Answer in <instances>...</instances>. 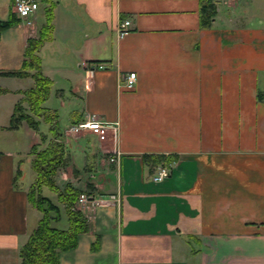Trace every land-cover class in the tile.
<instances>
[{
	"label": "crops",
	"instance_id": "obj_1",
	"mask_svg": "<svg viewBox=\"0 0 264 264\" xmlns=\"http://www.w3.org/2000/svg\"><path fill=\"white\" fill-rule=\"evenodd\" d=\"M50 1L36 54L50 81L40 106L69 150L55 184L107 199L75 203L87 230L58 251L59 264H264V0H212L209 27L202 0ZM46 17L21 20L0 0V264L20 263L42 217L29 200L32 148L54 134L44 142L25 120L8 128L35 78L5 73L21 69ZM89 115L117 123L116 138L66 134ZM161 166L170 174L156 182Z\"/></svg>",
	"mask_w": 264,
	"mask_h": 264
},
{
	"label": "trees",
	"instance_id": "obj_2",
	"mask_svg": "<svg viewBox=\"0 0 264 264\" xmlns=\"http://www.w3.org/2000/svg\"><path fill=\"white\" fill-rule=\"evenodd\" d=\"M42 1L51 2L50 0ZM215 13V5L212 0H202L200 25L209 27ZM46 16V25L42 28L40 36L37 39L28 40L21 69L5 73L21 76L31 70L34 71L32 76L35 78V87L26 91L24 98L16 104L10 120V128H17L20 122L25 120L32 128L37 129L38 118L41 117L44 121L50 123L51 134H54L53 139L44 148L38 147L37 149V146L32 148V151H36L32 159V168L35 175L31 184L32 188L30 187L29 200L42 213V217L36 228L31 232L27 242L19 250V264H59L58 251L73 248L77 235L87 230L83 214L75 209V203L80 193L70 186L60 190L53 180L57 167L68 164L69 150L63 143V132L56 126L53 118L47 115L45 109L40 106L48 95L50 81L40 72V61L36 52L51 28L52 4L47 6ZM1 24L5 26L10 22ZM23 102H26L28 109L23 106ZM27 110L30 114L26 112ZM42 139L45 142V135H42ZM43 186L57 194L58 201L63 205L69 221L67 229H59L52 225L53 222L60 219L59 207L52 203L48 197L41 194Z\"/></svg>",
	"mask_w": 264,
	"mask_h": 264
},
{
	"label": "built area",
	"instance_id": "obj_3",
	"mask_svg": "<svg viewBox=\"0 0 264 264\" xmlns=\"http://www.w3.org/2000/svg\"><path fill=\"white\" fill-rule=\"evenodd\" d=\"M216 2H220L222 0H215ZM38 8V2L37 0H13V11L16 14V16L21 20H27L33 13L36 12ZM28 23V22H27ZM129 20L122 21L118 26V33L120 35L125 34L129 31ZM84 66L87 70H94V69H105L106 64L105 63H89L85 62ZM122 84L127 88H132L136 82V74L134 72L128 73L126 76L122 79ZM89 131L92 134H94L100 141H104L108 138V135L110 132L112 133V136L116 138L117 132H118V124L117 123H107L105 121H102L101 119L95 117L94 115H89L85 120L80 121L72 126L69 127L65 132L66 134H75L80 133L82 131ZM115 154V157H110L108 161L110 163L118 164V157L120 155V152L117 150L113 151ZM170 174V168L168 166H161L158 168L156 174L153 177V180L156 182L162 181L164 178H166ZM112 198H115L114 196H111ZM79 203H99L104 204L107 203V199L103 197L95 196L92 193H80L78 195L77 201Z\"/></svg>",
	"mask_w": 264,
	"mask_h": 264
},
{
	"label": "rangeland",
	"instance_id": "obj_4",
	"mask_svg": "<svg viewBox=\"0 0 264 264\" xmlns=\"http://www.w3.org/2000/svg\"><path fill=\"white\" fill-rule=\"evenodd\" d=\"M46 4L43 1H39V8L36 11V17H37V23L38 25H41L42 23L44 24V18H45V8H46ZM32 115V114H31ZM35 117V116H34ZM60 128L62 126H59ZM9 129H15V128H10V126H8ZM59 128V129H60ZM62 130V128L60 129ZM38 131L40 132V134L45 135L49 138V136L51 135V131H50V123L45 122L44 120H41L38 126ZM7 132H3L0 135V148L5 147L4 145V141L5 139V135ZM81 133V132H80ZM80 133H75L76 135L80 134ZM9 135V134H8ZM114 139V137H112ZM28 164V163H27ZM57 170V169H56ZM33 179V176H32ZM53 180H54V176H53ZM55 182V180H54ZM32 188V187H31ZM41 194L43 196L48 197L52 203L58 205L59 207V215H60V219L57 222H53L52 225L59 228V229H67L68 228V221H67V216L65 214V210L63 208V205L59 203L58 201V197L57 194L51 190H49L47 187L43 186L42 188V192Z\"/></svg>",
	"mask_w": 264,
	"mask_h": 264
}]
</instances>
